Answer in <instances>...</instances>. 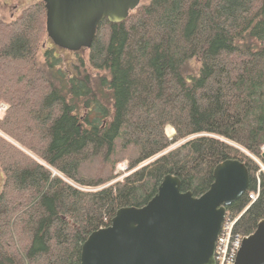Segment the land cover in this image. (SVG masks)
Instances as JSON below:
<instances>
[{"label":"trees","instance_id":"16d2710c","mask_svg":"<svg viewBox=\"0 0 264 264\" xmlns=\"http://www.w3.org/2000/svg\"><path fill=\"white\" fill-rule=\"evenodd\" d=\"M45 19L37 0L0 20V264H79L119 208L146 204L165 176L199 196L227 159L250 177L227 211L252 233L264 216L262 178L248 201L264 144V0H149L103 19L74 70L41 56Z\"/></svg>","mask_w":264,"mask_h":264},{"label":"water","instance_id":"95a60500","mask_svg":"<svg viewBox=\"0 0 264 264\" xmlns=\"http://www.w3.org/2000/svg\"><path fill=\"white\" fill-rule=\"evenodd\" d=\"M52 43L69 51L89 48L103 19L117 23L139 0H42ZM264 156V152L262 153ZM199 196L165 176L144 205L119 208L110 224L83 241L79 264H214L217 235L226 207L248 188L245 165L227 159ZM234 264H264V219L244 236Z\"/></svg>","mask_w":264,"mask_h":264},{"label":"built area","instance_id":"2783aa9c","mask_svg":"<svg viewBox=\"0 0 264 264\" xmlns=\"http://www.w3.org/2000/svg\"><path fill=\"white\" fill-rule=\"evenodd\" d=\"M264 151V144L261 146ZM257 165L256 179L257 186L254 191L248 194L249 204L258 196L261 178L264 180V157H253ZM264 218V216H263ZM236 217L228 214L221 226L214 253L215 264H233L238 248L240 247L242 234L235 231L234 224Z\"/></svg>","mask_w":264,"mask_h":264},{"label":"rangeland","instance_id":"374dc122","mask_svg":"<svg viewBox=\"0 0 264 264\" xmlns=\"http://www.w3.org/2000/svg\"><path fill=\"white\" fill-rule=\"evenodd\" d=\"M149 0H143V3L148 2ZM25 0H0V14H2L3 18H6L8 16V14L11 12L12 8L14 5L19 6V8H24L26 5ZM34 3V2H33ZM30 5V4H29ZM21 6V7H20ZM21 9V10H22ZM20 12V11H19ZM17 12V14L19 13ZM45 39V38H44ZM44 42L42 43V48H45V46H49V42L47 41V38L45 40H43ZM41 48V49H42ZM48 50V47H47ZM56 55L58 56L59 59V66L61 68H70L71 70H74L72 68L73 67H82L87 61V50H81L78 53L75 52H71V51H65V50H61V49H57L55 50ZM0 114L3 113V110L5 109V103L0 102ZM165 130L167 132L168 135H172L173 134V127L170 124H167L165 127ZM123 166V164H121ZM121 173L122 169L120 170ZM122 175L119 177L121 178ZM2 182H3V176L0 172V189L2 186Z\"/></svg>","mask_w":264,"mask_h":264},{"label":"flooded vegetation","instance_id":"af4514ba","mask_svg":"<svg viewBox=\"0 0 264 264\" xmlns=\"http://www.w3.org/2000/svg\"><path fill=\"white\" fill-rule=\"evenodd\" d=\"M25 1H26V2H25L26 5H29V4H32L33 2L37 1V0H25ZM140 4H143V0H139V4L137 5V7H138ZM20 7H21V6H20ZM137 7H136V8H137ZM21 9H22V8H19V6L14 5L13 8H12V10H11V12L8 14V16H7L6 18H3V17H2V14H0V20H3V21H10V20H13V19L17 16V12H19ZM47 39H48V38H47ZM47 41L50 43V46H49L48 49L52 50L54 56L56 55L55 50H57V49L65 50V49H62V48H59V47L53 45V44L51 43V40H50V39H48ZM51 44H52V45H51ZM65 51H68V50H65ZM79 51H81V50H79ZM79 51H76L75 53H78ZM45 52H47V48H45V49L43 48V49H42V51H41V56H42ZM56 56H57V55H56ZM47 57H48V56H46V58H47ZM47 59H48V61L50 60L49 57H48Z\"/></svg>","mask_w":264,"mask_h":264},{"label":"bare ground","instance_id":"6f19581e","mask_svg":"<svg viewBox=\"0 0 264 264\" xmlns=\"http://www.w3.org/2000/svg\"><path fill=\"white\" fill-rule=\"evenodd\" d=\"M256 176V175H255ZM232 213V212H231Z\"/></svg>","mask_w":264,"mask_h":264}]
</instances>
